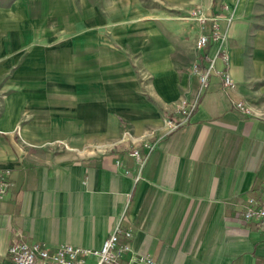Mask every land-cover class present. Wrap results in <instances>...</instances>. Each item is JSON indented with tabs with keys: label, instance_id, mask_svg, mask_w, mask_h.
I'll list each match as a JSON object with an SVG mask.
<instances>
[{
	"label": "crops",
	"instance_id": "1",
	"mask_svg": "<svg viewBox=\"0 0 264 264\" xmlns=\"http://www.w3.org/2000/svg\"><path fill=\"white\" fill-rule=\"evenodd\" d=\"M190 2L0 7V264L19 238L92 249L115 228L158 264H264V236L242 220L249 199L264 201V26L229 23L223 0ZM213 20L226 42L197 49ZM181 100L195 108L168 133ZM133 140L158 144L147 154Z\"/></svg>",
	"mask_w": 264,
	"mask_h": 264
},
{
	"label": "built area",
	"instance_id": "2",
	"mask_svg": "<svg viewBox=\"0 0 264 264\" xmlns=\"http://www.w3.org/2000/svg\"><path fill=\"white\" fill-rule=\"evenodd\" d=\"M232 14L227 18L230 23L232 20ZM205 19L201 20V23ZM213 25L211 26V35H206L204 33L198 36L196 42L197 49H203V47L208 43L209 39L214 43L223 44L227 40L225 34L221 35L218 31V24L213 20ZM222 51V59L228 64L229 57L225 51ZM214 62L209 63L208 70L204 73L195 72L198 74V81L200 82V91L207 86V79L210 71L214 68ZM223 85L224 88L230 90L234 89V80L231 79L230 75L226 72L223 75ZM176 108L179 111L178 117L175 121L164 119L163 126L166 132H173L177 128L186 125L189 118L195 108V104L188 105L186 100H181L177 102ZM235 108L238 109L244 115H252L253 110L248 107L243 101H239L234 104ZM140 141L146 153L156 148L158 141L153 142L147 140H133V143ZM117 144L104 145L102 147H97L91 150L92 154H98L104 156L105 154L111 153ZM129 156L138 161L139 166L143 164L138 155V151L134 149L129 152ZM8 171L0 174V200H2L7 194V189L9 187ZM138 177V176H137ZM260 195L264 198V186L260 190ZM243 222L253 223L257 229L264 236V201L251 198L249 199L243 207ZM132 240V232L130 230H120L115 228L113 232L103 241L100 248H84V247H74L69 244H63L57 246V248L47 247L45 244L41 243H29L24 241L22 238L16 239L8 246V253L11 257L12 264H158L155 259L150 258L147 255H135L132 250V245L130 244ZM262 264V263H259Z\"/></svg>",
	"mask_w": 264,
	"mask_h": 264
},
{
	"label": "rangeland",
	"instance_id": "3",
	"mask_svg": "<svg viewBox=\"0 0 264 264\" xmlns=\"http://www.w3.org/2000/svg\"><path fill=\"white\" fill-rule=\"evenodd\" d=\"M13 0H0V7L6 6ZM190 2L192 0H185ZM223 7L230 11L232 19L241 18L264 26V0H223ZM191 3V2H190Z\"/></svg>",
	"mask_w": 264,
	"mask_h": 264
}]
</instances>
